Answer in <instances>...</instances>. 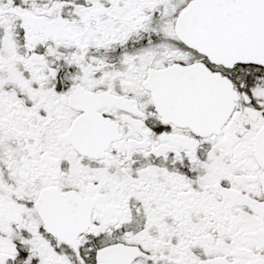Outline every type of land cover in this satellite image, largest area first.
I'll use <instances>...</instances> for the list:
<instances>
[{
    "label": "snow or ice",
    "instance_id": "1",
    "mask_svg": "<svg viewBox=\"0 0 264 264\" xmlns=\"http://www.w3.org/2000/svg\"><path fill=\"white\" fill-rule=\"evenodd\" d=\"M0 264H264V0H0Z\"/></svg>",
    "mask_w": 264,
    "mask_h": 264
}]
</instances>
